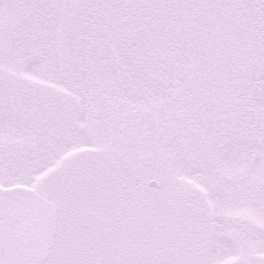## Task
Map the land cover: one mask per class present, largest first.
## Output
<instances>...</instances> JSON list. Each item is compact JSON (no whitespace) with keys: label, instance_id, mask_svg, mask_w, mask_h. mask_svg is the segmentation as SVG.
Listing matches in <instances>:
<instances>
[{"label":"snow or ice","instance_id":"snow-or-ice-1","mask_svg":"<svg viewBox=\"0 0 264 264\" xmlns=\"http://www.w3.org/2000/svg\"><path fill=\"white\" fill-rule=\"evenodd\" d=\"M0 264H264V0H0Z\"/></svg>","mask_w":264,"mask_h":264}]
</instances>
